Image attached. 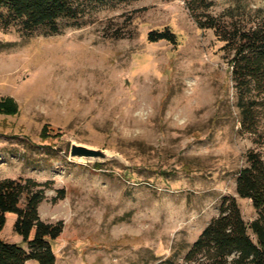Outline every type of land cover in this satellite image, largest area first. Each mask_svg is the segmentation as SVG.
<instances>
[{"label":"rangeland","instance_id":"1","mask_svg":"<svg viewBox=\"0 0 264 264\" xmlns=\"http://www.w3.org/2000/svg\"><path fill=\"white\" fill-rule=\"evenodd\" d=\"M212 1L227 22L264 17V0ZM58 24L0 26V101L18 105L0 114V181L51 183L39 212L65 224L56 264H182L224 198L258 218L236 182L264 148L241 129L223 44L183 0H110ZM165 30L176 45L148 40ZM74 145L106 158L72 159ZM16 219L1 238L23 246Z\"/></svg>","mask_w":264,"mask_h":264},{"label":"trees","instance_id":"2","mask_svg":"<svg viewBox=\"0 0 264 264\" xmlns=\"http://www.w3.org/2000/svg\"><path fill=\"white\" fill-rule=\"evenodd\" d=\"M110 0H0V26L8 28L20 23L23 30L33 33L42 28L52 34L60 32L61 19L78 20L92 4L103 5ZM200 30H212L223 44L231 73L243 132L256 137L255 144L264 148V17L253 23L230 16L211 14L212 0H183ZM151 43L161 41L173 45L178 38L171 30L149 33ZM18 105L13 99L0 101V114L16 115ZM252 150L246 165L237 172L236 191L240 198L251 200L258 218L247 224L236 198L223 199L220 213L213 218L189 248L182 264H264V156ZM51 183L32 179L0 181V264H56L53 243L63 234V221L51 223L40 216ZM54 203L65 198L60 191ZM9 214L16 215L14 232L23 246L1 238Z\"/></svg>","mask_w":264,"mask_h":264},{"label":"water","instance_id":"3","mask_svg":"<svg viewBox=\"0 0 264 264\" xmlns=\"http://www.w3.org/2000/svg\"><path fill=\"white\" fill-rule=\"evenodd\" d=\"M71 158L72 159H104L106 158V154L101 152V151H97L88 147H83V146H79V145H74L72 147V151H71Z\"/></svg>","mask_w":264,"mask_h":264},{"label":"crops","instance_id":"4","mask_svg":"<svg viewBox=\"0 0 264 264\" xmlns=\"http://www.w3.org/2000/svg\"><path fill=\"white\" fill-rule=\"evenodd\" d=\"M22 241V240H21ZM28 263V262H27Z\"/></svg>","mask_w":264,"mask_h":264}]
</instances>
